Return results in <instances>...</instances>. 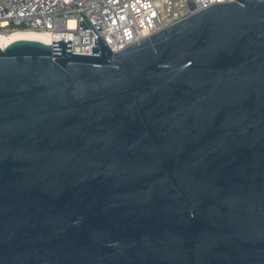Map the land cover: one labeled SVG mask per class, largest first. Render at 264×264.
I'll use <instances>...</instances> for the list:
<instances>
[{
	"label": "water",
	"instance_id": "obj_1",
	"mask_svg": "<svg viewBox=\"0 0 264 264\" xmlns=\"http://www.w3.org/2000/svg\"><path fill=\"white\" fill-rule=\"evenodd\" d=\"M96 44L0 46V264H264V0Z\"/></svg>",
	"mask_w": 264,
	"mask_h": 264
},
{
	"label": "built area",
	"instance_id": "obj_2",
	"mask_svg": "<svg viewBox=\"0 0 264 264\" xmlns=\"http://www.w3.org/2000/svg\"><path fill=\"white\" fill-rule=\"evenodd\" d=\"M189 1L0 0V33L44 32L53 41H71L72 54L80 55H94L91 46L100 37L117 53L191 14L236 0H191L195 10Z\"/></svg>",
	"mask_w": 264,
	"mask_h": 264
},
{
	"label": "bare ground",
	"instance_id": "obj_3",
	"mask_svg": "<svg viewBox=\"0 0 264 264\" xmlns=\"http://www.w3.org/2000/svg\"><path fill=\"white\" fill-rule=\"evenodd\" d=\"M12 35H0V46L2 48L7 47L9 44L17 41V40H36L43 42L45 44H51L52 38L44 32H38L33 30H18L11 32ZM4 34H10V33H4Z\"/></svg>",
	"mask_w": 264,
	"mask_h": 264
},
{
	"label": "rangeland",
	"instance_id": "obj_4",
	"mask_svg": "<svg viewBox=\"0 0 264 264\" xmlns=\"http://www.w3.org/2000/svg\"><path fill=\"white\" fill-rule=\"evenodd\" d=\"M176 19H177V18H176ZM0 35H7V36H10V35H12V33H10V34L0 33Z\"/></svg>",
	"mask_w": 264,
	"mask_h": 264
}]
</instances>
